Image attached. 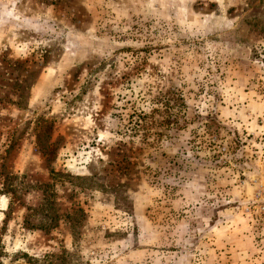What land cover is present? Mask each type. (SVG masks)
I'll list each match as a JSON object with an SVG mask.
<instances>
[{
	"label": "rangeland",
	"instance_id": "1",
	"mask_svg": "<svg viewBox=\"0 0 264 264\" xmlns=\"http://www.w3.org/2000/svg\"><path fill=\"white\" fill-rule=\"evenodd\" d=\"M264 264V0H0V264Z\"/></svg>",
	"mask_w": 264,
	"mask_h": 264
},
{
	"label": "trees",
	"instance_id": "2",
	"mask_svg": "<svg viewBox=\"0 0 264 264\" xmlns=\"http://www.w3.org/2000/svg\"><path fill=\"white\" fill-rule=\"evenodd\" d=\"M30 262H27L26 264H29Z\"/></svg>",
	"mask_w": 264,
	"mask_h": 264
}]
</instances>
